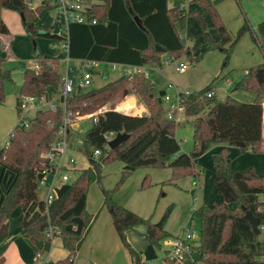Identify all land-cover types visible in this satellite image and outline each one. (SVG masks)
Listing matches in <instances>:
<instances>
[{
  "label": "trees",
  "instance_id": "trees-1",
  "mask_svg": "<svg viewBox=\"0 0 264 264\" xmlns=\"http://www.w3.org/2000/svg\"><path fill=\"white\" fill-rule=\"evenodd\" d=\"M220 1L192 0L197 7L181 16L180 9L186 12L185 7L170 8L168 0H106L92 5L88 12L89 23H70L66 39L37 25L48 11L55 9L50 3L42 0L33 7L32 0H0V35L9 34L1 17L2 9H9L24 14V27L33 39L37 36L66 39L70 59L155 67L161 65L163 56L173 60L184 50L181 30L186 27L188 15L196 17L205 32V52L220 49L230 53L225 46L232 39L216 11ZM206 12L212 15L220 39H213L207 32L204 22ZM135 16L140 18L142 27L135 21ZM94 19L96 23H92ZM249 30V25L245 24L238 37ZM259 30L264 36V21L259 24ZM234 44L231 42L230 48ZM34 45L40 70L25 69L20 94L39 98L47 95L50 87L58 90L62 78L59 61L45 58L35 40ZM186 51L191 54L189 49ZM201 57L193 59L198 61ZM9 79L11 73L2 69L0 60V104L5 101V82ZM130 83L149 113L128 115L112 106L99 115L97 122L85 132L81 148L88 157L89 167L80 170L74 181L58 190V197L48 213L40 198L37 174L42 170L44 155L50 151L63 124L64 110H37L29 128L16 125L7 144L0 150V264L5 261V246L2 243L8 236L11 202L22 207V235L36 251L38 260L51 248V239L46 231L52 226L59 230L55 237H61L70 251L65 259L56 264H73L76 251L91 223V216L85 212L88 187L92 181L101 180V169L107 161L119 159L124 164V177L141 167H168L192 175L197 180L201 170L196 168L195 161L214 145H224L221 152H212L214 183L222 200L201 205L193 213V217L201 222L202 233L200 245L194 246L195 255L192 253L194 264H264V241L259 239L264 229V173H256L252 168L232 170L224 159L227 147H236L241 153L264 151V64L251 68L236 88L253 92L255 99L252 102L234 98L218 101L213 85L192 92L182 100L185 115L193 127L191 152H182L176 137L179 122L165 116L162 97L166 92L158 91L147 76L122 75L101 88L79 89L67 99L66 107L73 115L93 113ZM209 92H212L210 97ZM109 133H127L130 137L116 149H107L105 135ZM95 149L102 151L97 160L92 155ZM105 197L113 210L114 219H118L117 229L128 248L130 245L125 241L124 233L138 225L148 227V239L158 247L163 239L170 236L165 225L171 209L160 221L153 223L116 204L112 194L105 193ZM246 211H251L260 219L258 234L246 219ZM163 264H176L167 256V251Z\"/></svg>",
  "mask_w": 264,
  "mask_h": 264
},
{
  "label": "rangeland",
  "instance_id": "rangeland-1",
  "mask_svg": "<svg viewBox=\"0 0 264 264\" xmlns=\"http://www.w3.org/2000/svg\"><path fill=\"white\" fill-rule=\"evenodd\" d=\"M187 2V0L176 2L177 7H185L186 12L180 9L179 14L181 16L188 11ZM38 4L39 0H32L31 6L36 7ZM216 11L232 39L231 42H235L232 48H230L231 42L225 46V48L230 49V53L226 54L220 49L205 52V33L203 37L199 36L198 32L202 31L200 24L196 17L188 15L186 27L181 30L182 38L183 35L186 37V39L184 38L185 48L179 56L170 60L169 56L165 55L161 65L155 67L142 66L145 74L158 91L165 90L168 95L173 96L177 92L192 93L213 85L214 94H216L218 101H225L228 98L243 102L254 101L255 94L253 92L236 90V88L238 83L246 78L247 72L251 68L264 64V36L259 30V24L264 21V0H242L241 2L221 0L217 4ZM50 13L44 18V22H48L60 30L61 15L55 11ZM206 14L209 12H206L204 17ZM208 17L207 21L204 19L205 24H213L212 15H208ZM245 24L249 25L250 30L238 37L240 29ZM13 29L17 32V28ZM48 29L51 30L52 26ZM61 31H64L63 27H61ZM188 33L192 36V40H187ZM8 36L12 39L11 41L20 40V44L16 41L17 47L20 48V59L15 60L13 58L16 54L12 49H6L7 43L0 35L2 69L9 70L11 73V79L5 82V101L0 104V150L19 123L17 98L21 92V79L25 73V69L20 68V63L25 62L30 65L37 61L34 53V40L38 50L45 58L50 61H59L61 78L74 79L75 75L81 72L80 70H84L83 67L81 69L77 60L68 57L67 52L62 47L63 41L60 39L45 36H37L33 39L27 33H20V38L18 34L9 33L4 38H8ZM187 49H190L191 54H187ZM201 55L200 60L195 61L193 59ZM182 65H187V69L180 71L179 66ZM68 68L72 69L69 73H67ZM145 74L140 72L136 75L146 76ZM121 76L118 71L109 70V63H100L92 73L91 87L101 88ZM228 80H231L233 85H228ZM169 85H172V88ZM125 92H127L126 95ZM132 97L133 107L128 112L140 114L147 111L149 113L148 108L135 92L132 83L127 84L123 91H119L102 107L108 106L107 108H110L113 106L115 110L120 111L119 106L122 103L131 102L130 98ZM134 99L136 100L135 103ZM166 106L167 104L164 103L165 108ZM36 111V107L29 108L24 112V116L31 119L35 116ZM180 118L188 119L184 110H181L179 114L177 113L179 125L176 129V137L181 143L182 152H191L193 151L192 123L191 121L186 122L185 127H181ZM91 125V120L78 122L76 125L77 135L84 136ZM214 146L207 153L197 158V160H202L200 166L202 186L194 195L191 189L192 180L195 177L192 175H185L168 167H141L124 177V165L119 159L107 161L101 169V180L92 181L87 192L85 212L88 216L99 215V218L90 234H87L85 242L83 241L82 253L79 252L75 255L73 264H133L130 256L131 249L136 251L134 255L139 256L140 264H163L166 251L171 247L168 241L174 240L176 235L183 234L189 229L193 233L191 243L194 246H199L202 237L201 222L198 218L193 217V213L199 205H210L222 200L214 183L215 170L211 152ZM226 151L224 159L229 161L232 170L245 171L252 168L256 173H264V151L241 153L236 147H227ZM216 152H221V149ZM77 158L79 168L69 172L71 181L79 176L81 168L88 166L80 156ZM105 193L112 194V200L116 204L122 206L127 204V208L134 210L141 217L149 219L153 223L160 221L167 210L171 209L165 225L170 236L163 239L160 247H158L149 241L148 235L143 231L146 229V225H138L124 233L125 241L130 245L128 248L115 226L114 216L111 213L109 203L106 201ZM18 207L10 208V213L12 215L15 211V214L19 215L17 221H19L18 227L21 232L22 217ZM106 218L109 223L106 222ZM259 239L264 241V229L261 230ZM190 262L191 260H187L182 264H189ZM42 263L43 261L40 264Z\"/></svg>",
  "mask_w": 264,
  "mask_h": 264
},
{
  "label": "built area",
  "instance_id": "built-area-1",
  "mask_svg": "<svg viewBox=\"0 0 264 264\" xmlns=\"http://www.w3.org/2000/svg\"><path fill=\"white\" fill-rule=\"evenodd\" d=\"M42 1V0H41ZM40 1V2H41ZM55 7L54 10L63 13L66 16V25L63 28V33L67 34V29L70 23L87 24L90 22L89 11L92 5L96 3H103L106 0H44ZM32 3V2H31ZM96 19L92 20V23H96ZM62 35V34H61ZM64 36V35H63ZM67 39V36H66ZM65 39V40H66ZM68 44L66 40L65 48L67 50ZM78 63L82 69L75 75L74 79L62 78V84L55 95L49 96L48 94L42 97H35L32 95L20 94L17 98V108L19 112V125L24 128H29L31 119H27L24 116L29 108L36 107L37 110H52L56 111L58 108L64 110L63 124L60 126L57 137L51 145V149L47 152L45 157V163L42 170L38 172L42 175L41 179H38L39 194L41 200L45 204L46 213H48L49 207L58 197V190L65 184L71 181L69 172L78 169V160L76 155H82L88 159V157L81 151L84 145V136L77 135L76 125L78 122H84L91 120L92 124L97 122L99 115L107 111V107H102L97 111L89 114L73 115L66 107V101L74 95L79 89H90L92 73L96 70L100 62L94 60H78ZM34 71L40 70V64L36 63L32 66ZM187 69V65L179 66L180 71ZM72 69L68 68L67 73ZM109 70L118 71L123 76H134L144 72L142 66H132L119 63H109ZM229 85H233L232 81H228ZM172 88V85H169ZM191 93L177 92L176 94H166L162 97L163 102L167 104L166 118L171 120H177V113L184 110L182 107V100L187 98ZM208 96H212V92L208 93ZM115 133H109L105 135L107 140V149H111L109 142L115 138ZM7 144V142H6ZM93 159L97 160L101 155L100 149L93 151ZM194 185L198 186V182L195 180ZM59 234V230L49 226L46 231L47 237L51 240L55 238V235ZM195 234V231H194ZM193 239V233L191 229L185 233L175 237L174 240H170L171 247L167 250V256L176 264H182L187 258H192L194 245L191 243ZM191 256V257H190Z\"/></svg>",
  "mask_w": 264,
  "mask_h": 264
},
{
  "label": "crops",
  "instance_id": "crops-1",
  "mask_svg": "<svg viewBox=\"0 0 264 264\" xmlns=\"http://www.w3.org/2000/svg\"><path fill=\"white\" fill-rule=\"evenodd\" d=\"M40 1L41 0H39V2ZM177 1L178 0H168V6L170 8L177 7V5H176L177 4L176 3ZM187 1H188L187 2L188 11H190V9L193 10V9H195L197 7L196 4L191 3L192 0H187ZM52 11H55V12H57V13H59L61 15L62 19H61V21L59 23V26L61 25V27L64 28L65 25H66V16L63 13H61L59 11H56V10L48 11L44 15V17L37 23V25L39 27H41V28H49L50 26H52V29L51 30H53L54 32H57L58 34L64 35V38H66L67 34H64L63 31H61V27H60V30H59V28L54 27V25L49 24L48 22H44V20H45L44 18L47 17L48 14H51L50 12H52ZM208 15L210 16V14H206L205 17H204V19L206 21L209 18ZM1 17L4 20L5 24L7 25L8 30H9V33H11V34L12 33L13 34H18V37L19 38H20V33H25V34L27 33L26 32V29L24 27V22H23V20H22V18L20 16V13L19 12L13 11V10H9V9H2V11H1ZM46 24H48V25H46ZM206 26H207V32L210 34V36L213 37V39H219V33L216 30V28H214V25L210 23V24H207ZM13 28H17V32ZM201 30H202V28H201ZM198 33H199V36L201 35L203 37L205 32L202 30L201 32H198ZM2 36H3L4 41L7 43L6 49H8V48H9V50L12 49L13 52L16 54V56H14L13 58L15 60L20 59V48H18L17 45H16V41L20 44V40H16L15 39L14 41H11L12 39L9 36H8V38H4L7 35H2ZM184 38L186 39V37H184V35H183V39ZM187 40H192V36L189 33H188ZM62 41H63L62 42L63 43L62 47L67 52V50L65 48L66 40L63 39ZM14 46H15V49H14ZM67 54H68V52H67ZM77 62H78V60H77ZM36 63H38V61H36L35 63H32L30 65H27V63H25V67L22 68L20 66V68H22V69H30ZM23 81H24V77L21 79V85L23 84ZM228 85H229V83H228ZM56 92H57V89H54L52 87H50L48 89V95L50 97L53 96V95H55ZM214 95L216 97V94H214ZM130 101L131 102L122 103L119 106V110H120L119 112H122V113H125V114H128V115H143V114H148L147 111L144 112V113H140V114H136V113L135 114H131L130 112H128V110H130L131 107H133V102H132L133 101V97L130 98ZM135 101L136 100L134 99V103H135ZM108 109L109 108H107V110ZM180 119L182 121V123L180 125L181 127H185V125H186L185 123L186 122H189L188 119H184V118L183 119L180 118ZM263 135H264V129H263ZM176 136H177V132H176ZM222 147H224V145H215L213 147V150L211 152H216L217 150L222 149ZM77 156L78 157L80 156L82 159H84L86 161V164L88 165L87 167H89L90 164H89V161H88V159L86 157H84L82 155H76V157ZM201 159H203V158H201ZM77 160H78V158H77ZM201 161L202 160H197V163H196L197 166H196V168L198 170H200ZM225 161H227V160H225ZM77 167H78V165H77ZM86 168H81V169H86ZM195 180L196 179L192 180V189L191 190L193 192V195L202 186V179H201V177H199L196 180L198 182V184H199L198 186L194 185V181ZM11 206L12 207L19 206L18 207L19 208L18 210L21 211V214L20 215L23 218V211H22L21 205L19 203H17L16 205H14V203L11 202ZM123 206L127 208V204H125ZM199 206H201V205H199ZM128 209H130V208H128ZM130 210H132V209H130ZM132 211H134V210H132ZM135 213H137V212H135ZM98 218H99V215H97V216H95V215L94 216H91L90 227H89V229H88V231L86 233V236H85V238L83 240L84 242H85L87 236L92 231V229H93L95 223L97 222ZM17 220H19V215L15 214V211H14V213L12 215L10 213V217L8 219V236H7L6 240L2 243V246H5V252H4L5 261H4V264H40L42 261H43L42 264H49V263L52 264V263H57L59 260L65 259L69 255L70 251L64 246L63 239L58 236V237H55L54 239L51 240V248H50V250L46 254H44L41 259L38 260L37 255H36V251L33 249V247L30 245V243L23 237L22 230L20 232L19 227H18L19 226L18 225L19 224V221H17ZM114 221H115V219H114ZM106 222L109 223V221H108L107 218H106ZM21 229H22V221H21ZM143 231L148 235V227L147 226H146V229H143ZM178 235H176V236H178ZM129 238L131 240V237L130 236H129ZM56 239H58V240L56 241ZM84 242H82V244L80 245V247L76 251V254H79V252L82 253L83 250L81 249V247L83 246ZM135 252L136 251H134V249H131L130 250V256L132 258L133 264H136L137 262H139V264H140V258H139V256L134 255ZM187 260H191V262L189 264H193L194 263L193 257L192 258H187L185 261H187Z\"/></svg>",
  "mask_w": 264,
  "mask_h": 264
},
{
  "label": "water",
  "instance_id": "water-1",
  "mask_svg": "<svg viewBox=\"0 0 264 264\" xmlns=\"http://www.w3.org/2000/svg\"><path fill=\"white\" fill-rule=\"evenodd\" d=\"M130 11L133 12V11H132V8H130ZM20 16H21V18H22V20H23V22H24V21H25V16H24V14H23V13H20ZM134 18H135V21L138 23V25H139L140 27H142V22H141L140 18H139L138 16H135ZM20 66H21L22 68L25 67V63L22 62V63L20 64ZM126 94H127V92H125V95H126ZM129 137H130L129 134H127V133H118V134H116L115 138H113V139L109 142V146H110V148H111V149H116L121 143H123V142H124L125 140H127ZM41 178H42V175H39V176H38V179H41ZM111 212H112V214H113V210H112V209H111ZM245 217H246L247 220H249L250 224H251L252 227H253L254 232H255L256 234H258L259 231H260L259 227H260V224H261L260 219H259L258 217H256L251 211H246ZM118 224H119L118 219H115V226H116L117 228H118Z\"/></svg>",
  "mask_w": 264,
  "mask_h": 264
}]
</instances>
